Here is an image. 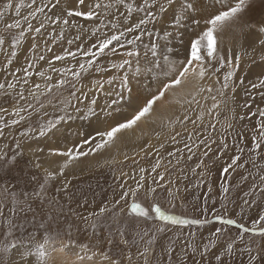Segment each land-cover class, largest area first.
Returning a JSON list of instances; mask_svg holds the SVG:
<instances>
[{"label":"rangeland","instance_id":"obj_1","mask_svg":"<svg viewBox=\"0 0 264 264\" xmlns=\"http://www.w3.org/2000/svg\"><path fill=\"white\" fill-rule=\"evenodd\" d=\"M252 1L249 0L246 6ZM18 2L21 0H14V3ZM22 2L24 7L21 9V16L27 15V5L32 3V0H22ZM36 2L39 6H43L40 0ZM94 2L95 0H86L80 10H88L89 7L94 6ZM101 2L107 4L110 0H101ZM129 2L135 5L137 0H129ZM139 2L143 3V0ZM236 2L238 0H231V6H234ZM4 3L6 0H0V8ZM44 3H50V0H44ZM193 3L196 11L190 14L185 27L180 29L183 33V41L175 38L174 34L169 38L168 46L172 48V53L169 55L177 60L185 58L186 46H190L189 36L203 30L205 21L202 17L208 18L210 13L226 10L229 6H222L216 0H193ZM68 7L79 8L80 6L76 0H69L68 3H62L56 9L49 7L47 11L54 19L56 15L64 17ZM161 7L164 8L163 12L159 11ZM178 8V3L169 5L167 0H156L152 10L157 20L145 27L149 31H158L161 36L165 30L172 31L169 25ZM120 13H126V9L113 7L104 17L105 32L110 30L109 21L114 14L118 22L123 23ZM142 16L143 13H133L129 19V25L138 22ZM17 18L20 17H17L13 7L6 11L3 19H0V34L8 38L9 49L10 37L16 34V30L5 32V25ZM193 18L199 20L198 27L191 22ZM42 20L44 15L37 14L33 23L38 26ZM250 21L253 22L248 21L243 24L251 27H244L242 31L240 27L233 31H225L218 38L219 50L226 60L231 53L234 67L235 55L237 53L241 55L240 65L229 82L230 88L224 90L225 96L218 95L215 89L221 86L223 72L227 71L226 67L219 74L209 73L199 82V86L211 85L212 93L207 90L199 92L197 81L190 76L182 86L176 88L174 92L168 91L161 101L156 102L153 108L155 114L152 118H142L133 129L120 133L121 138H116L110 146L73 162L65 169L63 175H59V164L66 158L49 155L50 149L64 150L66 147L81 144L82 140L95 137L97 130H106L114 126L115 122L130 118L145 99L146 85L155 93L156 84L143 75L146 67L143 60H141L140 75H134L136 72L134 58H132V64L125 69H112L111 64H118L122 59L128 58L124 53L130 50L131 46L125 45L115 55L106 52L99 58V64L106 70L96 72L90 69L79 80H73L69 76L67 85L58 89L54 88L51 93L45 92L42 87L38 93V99L28 95V91L34 90L32 86L37 83L43 86L46 81L35 74L29 78V83L25 86L26 100L24 101L18 99L19 87L15 90L7 88L0 90V108L7 109L8 113L5 115V120L10 116L18 118L12 116L14 107L27 108L28 103L33 105L32 109L24 113L25 121H22L19 126L5 128V135L0 136V149L7 147L9 158L13 155L17 140H20L26 153L18 157L14 164H9L7 159L0 160V264H40L35 246L43 243L45 238L50 240V245L55 249L50 252L46 264H76L77 256L84 254L79 245H87L88 254H94L93 259L85 260L84 264H109L108 260L102 259L101 254H107L110 260H118L119 264H146V261L147 264H209V262L216 264L215 255L221 253L226 243L235 240L240 232L235 225L224 226L227 235L222 237L217 245L210 247L208 254L202 259L200 252L203 251V245L208 243L215 228L221 227L218 221L212 219L213 216L221 213L227 218H234L238 223L251 227L252 221L258 218L261 211H264V191H261L264 183L260 180V177L264 176V148L258 150V155L249 151L252 129L255 128L257 119L250 114L258 107H264V100L261 99L259 91L252 90L250 86L257 82L259 77L264 76V61L260 60V57L264 55V46L259 43L264 39V34L259 32V28L264 26V18L258 23H255L256 20L250 19ZM98 24L97 18L86 20L83 17H72L69 25L64 28V38L55 43H52V40L60 31L57 25L48 24L43 36L39 39H34L32 35L26 33L27 38L17 48L18 55L9 65L8 70L4 69L3 62L6 61L4 55L0 54V82L17 81V76L23 75L22 71L17 73V76H13L12 73L17 69L26 68L28 66L26 61L33 59L35 63L33 73L45 71L46 75L53 77L51 83L54 84L60 76L58 73L49 71L48 61L52 60L54 55H62L65 49L75 51L79 45L83 48L90 47L96 42L91 35V29ZM48 33L52 35L49 36ZM77 34L81 35V41H75ZM135 34L139 33L134 32L126 38L130 39ZM69 39L75 42L70 45L67 42ZM154 39L156 37L145 34L138 42L137 47L141 57L147 51L145 45L150 47V42ZM33 43H37L39 48L32 50ZM45 45L51 48V51H47ZM41 54L46 57L44 61L34 59ZM79 60L78 54L75 61L69 57L64 61H53L51 66L57 69L68 66L76 68ZM161 63H163L162 60ZM147 66L150 67V65ZM124 73L129 75L132 102L130 105L122 104L119 113L114 112L112 116H108L104 109L111 105L113 99L119 100L116 93L122 92L125 97L128 96V92L121 88L120 83ZM109 79L113 80L112 84L107 83ZM100 82H103L104 87L102 91H97V84ZM73 85L77 95L68 103ZM185 86L192 87L185 90ZM233 86L236 89L235 92L231 91ZM193 92L196 93L195 97L192 95ZM212 96H216L220 104L209 114L208 110L214 103ZM93 99L96 100L93 106L96 116L85 119L83 117L87 115L88 106ZM157 104L161 106L158 111ZM245 104L250 106L244 107ZM41 105H43L42 108ZM201 113H203L202 116ZM58 115L65 116V119L49 134L43 137L33 134L31 138H21V132L29 126L35 128L49 119L54 120ZM185 115L188 116L187 120H184ZM241 116L244 117L243 120L240 119ZM213 124H215L214 129ZM81 133L83 135H80ZM189 134L192 135L191 140L188 139ZM222 136L229 148L222 155H218V150L222 147L220 143ZM172 137H175V141ZM206 138L207 142L215 141V143H211L212 151L209 155L203 157L204 146L200 145L197 148L196 144ZM185 144L193 145L191 160L188 159L190 153L185 149ZM90 146L92 145H82L84 151H88ZM237 146L244 147L242 159L238 162L244 164V167H237L230 170V175L221 176V169L226 163H230L231 157L240 154L237 152ZM31 150H35L34 156ZM170 152L174 155L169 156ZM37 157L41 164L40 168H35L28 163L30 158ZM158 158L160 167L156 172H152V166ZM197 164H201V167L197 168ZM141 168L145 170L146 179L144 186L135 196L137 202L149 208V211L152 203H158L165 211L191 219L207 217L210 223L172 225L155 219L151 212L153 216L151 220L137 217L127 211V204L133 199L131 195L117 205L116 201L123 195L121 185L124 186V190L136 188ZM194 168L195 172H193ZM46 171H52L55 177L47 181L46 194L43 198H37L33 193L39 189L40 184L45 183ZM161 172L165 173L164 180L161 182L163 188L154 183ZM201 173L204 175L201 176ZM225 181H227V193L222 192L221 189ZM65 184L68 185L67 188L64 187ZM4 187L9 190L7 197L2 191ZM149 188H156L157 191L149 194ZM169 189L172 192L171 196ZM25 193L28 194L27 197ZM12 194H17L18 203L13 202ZM253 200L256 203L251 204L250 207L244 203ZM170 201L175 207H172ZM102 207L106 211L98 214ZM242 208L243 212H241ZM122 209L124 211H121ZM93 224L96 225L95 228ZM161 227L165 230L157 231ZM144 233L148 235L145 236ZM153 236L154 239L149 245L148 240ZM69 242L75 243L64 249ZM188 242L200 246V251L193 253L187 247ZM248 246L253 249L251 253L247 250ZM257 246H259L258 250ZM146 247L148 248L146 256L138 254L143 253ZM6 248L7 251H5ZM169 248L172 249L171 252L168 251ZM250 255L257 256L254 264H264V237L251 233L244 234L243 240H237L234 244L232 254L224 255L223 259L225 264H249Z\"/></svg>","mask_w":264,"mask_h":264},{"label":"snow or ice","instance_id":"obj_2","mask_svg":"<svg viewBox=\"0 0 264 264\" xmlns=\"http://www.w3.org/2000/svg\"><path fill=\"white\" fill-rule=\"evenodd\" d=\"M69 0H50V3H44V0H40V4L43 6H39L36 0H32V3L27 5L28 11L27 15L21 16V9L24 7V4L21 2L14 3V0H6L3 7L0 8V19L5 17L6 11L11 10L13 7L15 8L17 19H14L13 22L7 23L5 25V32H12L16 30V34L11 35L10 37V49L7 47L8 38L5 35L0 34V54L4 55V59L6 62H3V67L5 70H8L9 65L13 63L14 58L17 57L18 52L17 48L23 43V41L27 38L26 33L32 35L34 39H39L43 36L44 30L48 24L57 25L60 28L59 33L53 38L52 43H55L57 40H61L64 38V28L69 25L70 18L72 17H83L86 20H92L93 18H97L99 20V24L96 27L91 29V35L95 38V43L90 47L83 48L82 45L77 46L76 50L73 51L71 49H65L62 55H54L52 60H49V71L58 73L60 78L55 81V83H51L53 77L51 75H46L45 71H38L33 73L32 69L35 68V63L33 59H30L27 62V67L23 69H17L16 72H13V76H17V73H23L22 76H17V81H5L0 82V90H15L19 87L20 91L18 93L19 101L26 100V96L24 94L25 86L29 83V78L35 74L41 78H43L46 83L43 86L39 83L33 85V89H29L28 95L39 98L38 93H40L41 88L45 92L51 93L54 88H61L69 83L68 77L71 76L73 80H79L84 73H88L90 69H94L96 72H101L106 69H102L99 64V58L102 57L106 52H110L113 55L117 53L119 49H123L125 45L131 46L130 50H127L124 55L128 58L122 59V61L118 64H111L110 67L112 69H125L126 66L132 64V58L136 61V72L134 75L141 74V60H143L146 67L143 70V75H145L148 79L156 84L155 93L152 92L151 88L146 87L145 99L142 104L138 107V110L134 111V114L130 115V118H125L122 122L117 121L114 123V126L109 127L106 130H97L95 133V137H89L88 139L82 140L81 144H75L70 147H66V149H50L49 155H58L65 157L66 159L59 164V175H63L65 169L75 161H78L82 157H86L91 154H95L96 152L110 146L115 142L117 138V134H120L124 131L131 130L134 126L138 125V122L142 120V118H146L151 116L154 105L156 102L162 100L168 91H175L176 88L182 86L186 80L191 76L195 78L197 81V87L199 92H207L212 93L213 88L211 85L208 86H199V82L202 81L209 73L219 74L225 67L227 71L223 72V82L221 86L215 91L221 97L225 96L226 89L230 88V81L235 75L236 68L239 67L241 62V55L237 53L235 55V67L233 64V57L231 53L227 56V60L222 52L218 48L219 37L225 31H233L236 27H240L242 31L244 27H251L250 25H244L240 19L239 14L243 11L246 4L249 0H238L231 6V0H216L218 4L229 5L226 10H219L215 13H210L209 18L205 21V26L202 31L198 33H193L189 36L190 46H186V55L183 60H177L170 57L169 53H172V48L169 47L170 37H174L183 41V33L180 29L185 27V22L188 21L190 14L196 11L193 0H167L169 5L178 3L179 8L174 12L173 19L170 22L169 27L172 31L165 30L163 35L161 36L158 31H149L147 27L153 21L157 20V16L152 10V6L156 3V0H143V3H140L137 0V3L134 5L129 2V0H110L109 3L104 4L101 0H95L94 6L89 7L88 10H80L86 3V0H76V3L80 6L79 8L68 7L66 10V14L64 17L60 15H56L53 19L49 12L47 11L49 7L52 9L58 8L62 3H68ZM113 7H123L126 9V13H120V17L122 18L123 23L118 22L115 18V14L113 18L109 21L111 28L108 32H105V19L104 17L111 12ZM159 11L163 12L164 8L161 7ZM133 13L139 14L143 13V16L138 19V22L132 23L129 25V19ZM37 14H43L44 20L40 21L38 26H35L33 23L34 18H37ZM197 27L199 26V20L193 18L191 21ZM26 25V27L24 26ZM134 32H138L139 34L132 35V38H126L129 34H133ZM259 32L264 34V26L259 28ZM147 34L150 37H156V39L150 42V47L145 45L147 51L144 53L143 57H141V53L139 48L137 47L138 42L142 40V37ZM49 36L52 33H48ZM195 36V38H192ZM81 35L77 34L75 37V41H81ZM73 39H69L68 44H73L75 42ZM163 41V44H161ZM261 46H264V39L259 41ZM39 48L37 43H33L31 45L32 50H36ZM47 51H51V48H48L45 45ZM166 49V51H165ZM79 54L80 60L78 63V67L72 68L61 67L55 68L52 67L53 61H64L66 58H72L74 61L77 59ZM150 54V55H149ZM87 58V59H85ZM35 60L44 61L46 57L44 55H39L38 57H34ZM161 60L163 63H161ZM261 61H264V55L260 57ZM186 61V62H185ZM213 62H216L215 64ZM147 65H150L147 66ZM218 65V66H217ZM219 83V81H217ZM108 84H112L113 80L109 79L107 81ZM121 88L125 89L128 92V96L125 97L124 94L116 93L119 97V100L113 99L111 105L106 106L104 110L107 111L108 116H112V114L120 112V106L124 103L131 104L132 102V89L130 87L129 75L124 73L121 77ZM241 84H243V79H241ZM252 90L259 91V95L262 100H264V76L258 78L257 82L252 83ZM104 87L103 82L97 84V91H102ZM235 87L231 88L232 92H235ZM77 95L75 91V86L73 85V91L70 94L68 103L71 102V98ZM111 95V93H109ZM193 97H195L196 93H192ZM214 103L211 105V108L208 110L209 114L212 113L214 109H217L220 101L216 99V96L211 97ZM96 104V100L93 99L88 106L87 115L83 118L87 119L88 117H95L96 112L94 109V105ZM67 106V105H66ZM250 105L245 104L244 107H249ZM43 105H41V108ZM33 105L31 103L27 104V108L22 106H17L13 108L12 116L18 118H11V116L5 120V115H7V109L0 108V136L5 135V128L9 126H19L22 121L26 120V113L29 109H32ZM78 110V109H77ZM65 115L67 113L65 112ZM203 113H201V116ZM250 116L257 117L255 121V128L252 129L253 135L251 137V148L249 151L251 153L259 154L258 150L264 148V107H258L255 112L251 113ZM71 119L70 116H68ZM65 119V116H57L54 120L49 119L46 123H41L37 127L33 128L29 126L26 130L21 132V138H31L33 134L38 136H45L49 134L51 131L56 129V127ZM188 116L185 115L184 120H187ZM200 119V117H197ZM241 120L244 119L243 116L240 117ZM195 123V121L193 122ZM213 129L215 128V124L212 125ZM230 128L231 125L229 124ZM80 135H83L82 133ZM179 135V134H177ZM240 135V134H238ZM98 138V139H97ZM173 141H175V137H172ZM188 139H192V135L189 134ZM211 143H215V141H211ZM211 143L207 142V138L205 140H200L196 147L198 148L200 145H203L205 151L202 153L203 157H207L209 153L212 151ZM220 143L222 147L218 150V155H222L224 151L229 148L225 138L222 136ZM92 145L88 147V151H84L82 145ZM163 147V145H161ZM185 149L190 153L188 159H192L193 153V145L185 144ZM33 152V156L35 150H31ZM42 151V150H41ZM8 149L7 147L0 149V160H8L9 164H14L18 157L24 156L26 153L24 152L20 140L16 141L15 149L13 150V155L9 158L7 155ZM237 152L240 153L238 155H233L231 157L230 163H226V165L221 169V176L230 175V170L235 169L237 167L243 168L244 164H239L238 162L242 159V154L244 152L243 146H237ZM169 156H173L174 153H168ZM127 159V157H125ZM255 158V157H253ZM39 158L32 159L30 158L28 163L32 164L35 168H40L41 164L38 162ZM202 164V161H201ZM201 164H197V168L201 167ZM160 167V159L158 158L156 163L152 166V172H156ZM141 175L139 176V180L136 181V188L124 190V186L121 185V189L123 191V195L119 200L116 201V204L119 205L121 201L126 200L129 195L133 197L130 203L127 204V211L130 214H135L137 217H142L146 219H153V216L150 214H154L155 219L159 221L169 222L172 225H204L210 223V220L205 217L204 219L196 218H186L181 215L172 214L170 211H165L158 203H152L149 208L144 207L140 202L135 200V196L137 192L144 186V181L146 179L144 172L145 170L141 168ZM196 169H193L195 172ZM204 173H201L203 176ZM165 173L161 172L159 174L158 180H155L154 183H157L158 187L163 188V184L161 183L164 180ZM55 177V173L52 171H46L45 183L40 184L39 189L33 193V195L37 198H43L46 194L47 181ZM35 179V178H33ZM262 183H264V176L260 177ZM203 182L202 180L200 181ZM65 188L68 187L67 184L64 185ZM255 187V185H254ZM222 192L227 193V181L221 185ZM4 195L7 197L9 194V190L4 187L2 189ZM149 194L155 193L157 191L156 188H149ZM209 191H211V187H209ZM261 191H264V187L261 188ZM27 193L25 196L27 197ZM169 195H172L171 189H169ZM12 199L14 203H18L17 194H12ZM245 205L249 207L251 204H255L256 201H245ZM172 207H175L174 203L170 201ZM106 211L105 208H100L98 214H102ZM121 211H124L123 209ZM206 212L207 209L205 208ZM215 211V210H214ZM244 209H241L243 212ZM97 214V215H98ZM87 219V218H86ZM214 221H218L221 227L215 228V230L211 233L209 241L207 244L203 245V251L200 252L201 258L203 259L206 254H208L210 247L217 245L218 241L225 235H227L224 231V226H232L235 225L240 232L235 240H230L226 243V247L223 251L217 255H215L214 259L216 264H225L223 259L224 255H231L234 250V244L237 240L242 241L243 235L251 233L252 235H258L264 237V211H261L258 214V218L252 221L251 227L245 226L243 223H238V221L234 218H227L224 214L216 213L213 218ZM96 225L93 224V228ZM165 229L163 227L157 229V231L163 232ZM122 234V233H121ZM143 235H148L144 233ZM143 237H141L142 239ZM154 239V236L148 240V244L150 245ZM75 242H69L68 245L64 246V249L70 247ZM111 243V241H109ZM250 243V242H249ZM80 250L83 255L77 256V261L79 264H84V261H91L93 259V255H89V249L87 245H79ZM187 247L191 249L193 253H197L200 251V246L194 245L192 242L187 243ZM259 246H257L258 250ZM62 249V250H64ZM8 249L6 248L5 251ZM54 249V246L50 245V240L45 238L43 243L37 244L35 246V251L37 257L40 261V264H46V261L50 255V252ZM247 250L249 253L253 251V249L248 246ZM169 252L172 251L171 248L168 249ZM148 252V248L144 249L143 253H138L140 255H145ZM103 260H108L109 264H119L118 260H110L107 254H101ZM257 260L256 255H250L249 264H254ZM147 264V261H146ZM210 264V262H209Z\"/></svg>","mask_w":264,"mask_h":264},{"label":"bare ground","instance_id":"obj_3","mask_svg":"<svg viewBox=\"0 0 264 264\" xmlns=\"http://www.w3.org/2000/svg\"><path fill=\"white\" fill-rule=\"evenodd\" d=\"M199 13L203 14L202 12L199 11ZM204 15V14H203ZM209 18V15H208ZM264 18V0H253L249 5H247L243 11L239 14V19L242 23H246V22H253L250 21L251 20H256L255 23L260 22L261 20H263ZM207 18H203L202 20L206 21ZM246 19H249L248 21ZM254 25V24H253ZM237 28V27H236ZM194 86V84H193ZM192 86L186 87L185 86V90H187L188 88H191ZM161 101V100H160ZM161 109L160 104H157V111ZM155 114V112L152 111L151 116L147 117V119H150L153 117V115ZM117 138H121V136L119 134H117ZM262 154V153H261ZM78 264V262L76 263Z\"/></svg>","mask_w":264,"mask_h":264},{"label":"trees","instance_id":"obj_4","mask_svg":"<svg viewBox=\"0 0 264 264\" xmlns=\"http://www.w3.org/2000/svg\"><path fill=\"white\" fill-rule=\"evenodd\" d=\"M172 213V212H171ZM172 214H174V213H172ZM162 223H167V222H165V221H161Z\"/></svg>","mask_w":264,"mask_h":264}]
</instances>
